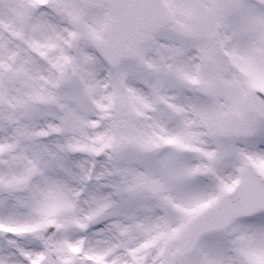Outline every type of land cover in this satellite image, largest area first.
Returning <instances> with one entry per match:
<instances>
[{
	"label": "snow or ice",
	"instance_id": "6c2138e0",
	"mask_svg": "<svg viewBox=\"0 0 264 264\" xmlns=\"http://www.w3.org/2000/svg\"><path fill=\"white\" fill-rule=\"evenodd\" d=\"M0 264H264V0H0Z\"/></svg>",
	"mask_w": 264,
	"mask_h": 264
}]
</instances>
